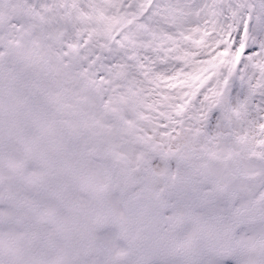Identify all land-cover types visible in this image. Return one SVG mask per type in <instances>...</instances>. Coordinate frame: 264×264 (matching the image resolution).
I'll use <instances>...</instances> for the list:
<instances>
[{
    "label": "snow or ice",
    "instance_id": "snow-or-ice-1",
    "mask_svg": "<svg viewBox=\"0 0 264 264\" xmlns=\"http://www.w3.org/2000/svg\"><path fill=\"white\" fill-rule=\"evenodd\" d=\"M0 264H264V0H0Z\"/></svg>",
    "mask_w": 264,
    "mask_h": 264
}]
</instances>
